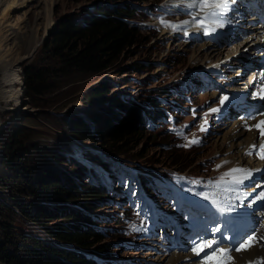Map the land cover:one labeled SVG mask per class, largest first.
Returning <instances> with one entry per match:
<instances>
[{
    "label": "rangeland",
    "instance_id": "374dc122",
    "mask_svg": "<svg viewBox=\"0 0 264 264\" xmlns=\"http://www.w3.org/2000/svg\"><path fill=\"white\" fill-rule=\"evenodd\" d=\"M199 1L33 0L25 7L13 9L1 46L12 69L4 74L11 79L9 90H2L0 94V106L3 107L0 111V169L3 168L0 175L5 177L0 182V198L25 200L32 209L37 203H59L44 200L41 195L46 191L41 187H31L17 176L16 170L3 165L2 161L9 158L20 164L21 169L17 171H26L34 182L44 180L47 175L40 177L33 170L53 164L58 174L62 171L59 174L61 178L75 176L76 184L81 187L96 184L106 188L108 194L105 199L101 202L92 199L94 204L86 210L94 220L90 225L100 234L98 240L91 239L92 243L96 242L95 246H67L103 261V264H170L168 258L163 259L164 242L157 240L161 229L170 228V223L175 222L179 213L174 212L170 202V195L175 194L170 189H166L167 193L163 189L149 190L152 185H141L140 175L190 178L192 190L199 197L210 191L212 183H215L212 187L220 185L225 189L226 182L243 180L238 187L232 188V196L244 198L245 190L252 188L244 187V180L259 181L260 177L249 171L254 167L258 169L257 164L252 165L255 160L247 158L249 149L243 152L247 159L241 161L238 156L240 149L232 148L231 141L224 137L235 123L232 118H226V112L229 110L230 115L232 112L227 96L232 87L242 85L249 73L241 75L246 59L249 55L257 56L258 50L253 47L254 43H249L250 49L243 62L240 59L232 61L237 45L242 48L245 38L238 35L236 40H232L234 43L230 41L231 44L227 40L220 43L205 36L212 31H206L201 25L210 8L220 5ZM108 4L133 9L129 21L138 29L135 43L115 57L103 71L77 74L70 83L59 84L54 91L41 96L39 101L26 96V69L52 63L48 53L50 56L53 54L46 46L51 44L52 36L62 23L49 35L58 20L64 15H67L64 20L68 17L81 20ZM189 5L194 8L189 10ZM229 8L230 5H222V9L211 11L215 18L208 21L224 29L231 22ZM48 15L53 21L49 30L46 29ZM186 22L189 23L185 25ZM22 28H26L29 34L21 49L17 46L16 31ZM224 45L227 46L222 47ZM218 51L222 53L217 54ZM240 52L241 49L237 54L242 56ZM19 54L20 58H16ZM227 56L231 60L226 66L221 65V60ZM103 88L107 89L106 95L96 98L95 93ZM132 104L142 110L147 108L156 118L150 127L146 121L133 125V133L125 141L127 147L134 150L126 152L103 130L108 121L118 124V119L124 118ZM119 106L121 110H118ZM229 106L231 109L227 108ZM95 112H100L101 116L97 122H91L89 116ZM113 112L117 115L114 116ZM170 113L175 117L174 123L166 118ZM72 122L84 124L93 138L83 139L72 134ZM47 148L78 156L76 160L65 154H62V160L46 159ZM141 153L142 156L138 155ZM232 156H235V163L228 161ZM42 157L48 161H41ZM55 179L59 180L58 175ZM163 181L161 179L164 184ZM172 182L180 189L175 177ZM30 192L34 194L26 196ZM192 194L189 189L187 195ZM213 200L218 204L226 201L221 197H213ZM192 208L210 213L209 207H203L200 202L192 204ZM55 219L57 222L44 226L0 208V242L8 244L7 241L13 239L29 243L30 239H24L23 234L52 242L46 229L66 221L63 217ZM69 221L76 222L77 218ZM179 221L183 235H189L191 222L185 217H180ZM3 224L7 232L3 231ZM168 253L171 255L174 251L168 249ZM190 254L188 252L185 257L190 258Z\"/></svg>",
    "mask_w": 264,
    "mask_h": 264
},
{
    "label": "trees",
    "instance_id": "16d2710c",
    "mask_svg": "<svg viewBox=\"0 0 264 264\" xmlns=\"http://www.w3.org/2000/svg\"><path fill=\"white\" fill-rule=\"evenodd\" d=\"M132 14L133 9H130L129 6H110L108 4L99 7L93 14L80 18L81 20L68 17L62 21L52 36L51 44L46 46V49H49L53 54V56H50L48 53L52 63L26 69L24 76L27 88L26 96L34 101H39L41 96L54 91L60 86L59 84L70 83V79H74L77 74L97 73L109 67L115 57L135 43L138 29L129 21ZM16 32L17 46L22 49L27 41L28 30L22 28ZM9 56L11 57V54ZM16 58H20V54ZM52 79H55L58 84ZM106 91L107 89L104 90L103 88L102 91L96 92L94 96L96 98L105 96ZM146 109L142 110L138 105L132 104L130 108H127L128 113L124 115V118L118 119V124L112 121L105 124L104 134L119 143V147L126 150V152L134 150L133 147L128 148L127 141H125V138L133 133V125L146 121L150 127L156 118L152 112ZM118 110H121V106ZM113 113L114 116L117 115L115 112ZM100 116V112L91 113L89 120L97 122ZM72 123L76 127V129L74 127L71 129L72 134L83 139L93 138L91 131L84 124ZM49 149L45 150L47 151L45 152L46 159L54 157L56 160H62V154H65L64 151L60 153ZM138 155L142 156V153ZM65 156L76 160L78 155L66 153ZM46 159L42 157L41 161ZM55 159L52 161H56ZM2 163L16 170L17 176L31 187H41L46 191L47 193L41 195L44 200L58 201L59 203H37L32 209L29 207L30 203L25 202V200L11 201L0 198V208L20 214L22 217L44 226L52 224L56 220L55 218L63 217L66 221L59 224V226L46 229V234L53 239L52 242L49 240L43 241L37 236L29 234L22 235L24 239H30L29 243H21L13 239H9L8 244L0 242V264H103V261H98L69 247L86 248L95 246L96 242L92 243L91 239L98 240L100 234L94 226L90 225L94 220L86 210L92 207L96 199L100 202L103 201L108 194L107 189L96 184L81 187L76 184L75 176L61 178L60 173L62 171L59 172V175L56 169L53 168V164H51L53 166L51 167L55 171L48 166L33 170L40 177L47 175L44 180L34 182L30 176L26 175V171H17L18 168L21 169L20 164L13 161L12 158L4 160ZM3 165L2 167H4ZM105 166L108 167V165ZM1 170L3 168L0 169V172H2ZM83 174L87 176V172ZM57 175L59 180L55 179ZM3 179L5 177L0 175V182ZM1 185L5 186V184ZM33 194V192L26 193V196ZM92 199L94 201H91ZM76 201L78 202L73 203ZM57 213L65 214L54 217L53 215ZM74 217L77 218V221L70 222L69 220ZM2 227L3 231H6L4 224ZM7 227L12 228V225L7 224ZM62 244H66V246Z\"/></svg>",
    "mask_w": 264,
    "mask_h": 264
},
{
    "label": "bare ground",
    "instance_id": "6f19581e",
    "mask_svg": "<svg viewBox=\"0 0 264 264\" xmlns=\"http://www.w3.org/2000/svg\"><path fill=\"white\" fill-rule=\"evenodd\" d=\"M31 1L33 0H9V1H6V0H0V94H2V90L4 91H7L9 90L8 87L10 86V82H11V79L10 78H6L4 76L5 72L9 69H12L11 68V62L10 60L7 58L4 50L2 49V40L5 36V32L6 30H8L7 28V24H8V20L11 16V12L13 9L15 8H22V7H25L27 6ZM199 1V0H198ZM206 1V4L209 3V2H212L211 4H217L219 2V0H204ZM225 2V1H224ZM203 0H202V4H203ZM200 4V1L199 3ZM201 4V6H202ZM205 4V6H206ZM210 4V5H211ZM209 5V4H208ZM209 5V6H210ZM221 5V4H219ZM200 6V5H199ZM204 6V5H203ZM204 6V7H205ZM226 6V5H225ZM250 7V9H249ZM189 10L190 9H193L192 6H188ZM203 8V7H202ZM204 9V8H203ZM241 9V5L240 3L238 2L237 4V9L233 11V13L237 14ZM206 10H208L206 8ZM251 10V5H248L244 8V13H247L248 11ZM218 11V10H217ZM208 14V13H207ZM211 14V13H210ZM21 18V17H20ZM206 20H210V19H213L212 15H210L209 17H205ZM48 22H47V26H46V29L49 30L51 27H52V24H53V21L50 19V15H48ZM180 19H181V16H180ZM186 20H191V19H186ZM205 20V21H206ZM216 21V20H215ZM193 22V20H192ZM187 23L189 22H186L185 25H187ZM196 25H199V23H197ZM202 26V25H201ZM206 26V25H205ZM225 27V26H224ZM219 27H216L214 26V28L212 30L216 31L217 32V29ZM205 30H207L205 27H204ZM232 30L234 28H231ZM199 30V29H198ZM210 30V29H208ZM230 29L228 28H225L224 30H221V32H229ZM200 31V30H199ZM194 32V31H193ZM233 32H235V34L231 33L233 36H236V38L238 37L239 34H241L242 32H239L238 30H233ZM213 33V32H212ZM189 34V32L187 33ZM191 34V33H190ZM224 34H227L226 37H222L224 36ZM230 36V33H220L218 34L217 37H214L215 40H219V39H227L228 37ZM188 38L190 36H187ZM243 37V36H242ZM232 38V37H230ZM248 41V39L245 38V43ZM217 42V41H216ZM233 42V41H232ZM232 42H230L232 44ZM221 43V42H220ZM226 43V41H225ZM234 43V42H233ZM255 44V42H252ZM216 44V43H215ZM229 44V43H228ZM253 44V45H254ZM247 45H249V43H246L243 45V47H239L237 45V53L238 51L241 49L242 50V56L237 54L236 51L235 53L233 54L232 56V61L233 60H238L240 59L242 62L243 60L245 59V57H247V51H246V48H247ZM227 45H224L222 47H225ZM240 48V49H239ZM255 48V47H254ZM217 49V48H215ZM245 49V50H244ZM247 52V53H246ZM222 53V51H218L217 54H220ZM252 53V52H251ZM238 56V58H236L235 56ZM229 56V55H228ZM251 61H253V65L255 64L256 65V68L255 69H259V71L262 70V65H260V62H259V59H258V55L256 56H252L251 58ZM236 63V62H235ZM254 69V70H255ZM3 110V107L0 106V111ZM262 113L264 115V110H262ZM232 126L234 128L231 129V131L229 130L227 132V134L224 136L225 139H227L228 141L230 140L231 141V147L233 148H236V149H240V154H238L239 156V159L241 161H244L246 160L247 158L250 159H253L255 160L254 163H252V165H256L258 167V169L256 167L254 168H251L249 169L250 173L252 175H255L256 177H260V179H263L264 177V161H262L264 159V153H259L258 150L256 149L258 147V144H264V123L263 124H260V125H255L253 126V131H245L242 129V125L240 122H235L234 124H232ZM231 126V127H232ZM252 143H255V148H254V151H255V154H256V158L258 159L256 161V159L254 158V154H251L252 151H251V148H250V145ZM247 149H249L248 151L250 153H248V156L247 158L243 156V152L247 151ZM264 149V148H263ZM105 159V158H104ZM229 162L231 163H235L236 162V159H235V156H232L229 158L228 160ZM251 161V160H250ZM120 172V171H119ZM247 174V173H246ZM229 175V174H228ZM112 177V176H111ZM110 177V178H111ZM219 177H221L219 175ZM240 178V177H239ZM108 179V178H107ZM259 179V180H260ZM233 182L235 183L236 179H232ZM106 184V183H105ZM108 184V182H107ZM258 185L259 184H262V183H257ZM255 186V185H254ZM240 187V186H239ZM254 188V187H252ZM231 191V190H230ZM215 232V231H214ZM158 241V240H157ZM213 241H215V239H213ZM166 246H168V244H166ZM188 253V252H187ZM185 252H180V253H176L174 252L173 254L171 255H168V250H164V253H163V259H167L169 260V263H173V264H196L197 260H193L192 259V255L190 254V258H186L185 255L187 254ZM156 255V253L154 254ZM264 255V248L263 249H259L258 247H252L248 250V252H241L240 254L237 255L236 257V260L233 261L231 264H263V262L261 261H258L260 256ZM189 257V256H188Z\"/></svg>",
    "mask_w": 264,
    "mask_h": 264
},
{
    "label": "water",
    "instance_id": "95a60500",
    "mask_svg": "<svg viewBox=\"0 0 264 264\" xmlns=\"http://www.w3.org/2000/svg\"><path fill=\"white\" fill-rule=\"evenodd\" d=\"M66 16H67V15H64V16H62V17L58 20V22L54 25V27H53V28L51 29V31L49 32V35L52 34V33L54 32L55 29L58 28L59 24L65 19ZM49 35H48V37H49ZM48 37H47V40H48Z\"/></svg>",
    "mask_w": 264,
    "mask_h": 264
}]
</instances>
